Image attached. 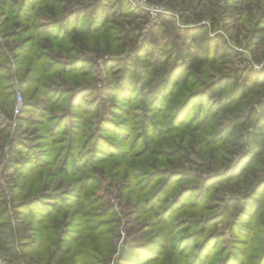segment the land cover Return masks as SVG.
I'll list each match as a JSON object with an SVG mask.
<instances>
[{
  "label": "rangeland",
  "instance_id": "rangeland-1",
  "mask_svg": "<svg viewBox=\"0 0 264 264\" xmlns=\"http://www.w3.org/2000/svg\"><path fill=\"white\" fill-rule=\"evenodd\" d=\"M95 1L97 0H73L74 5L63 6L73 8L76 3H82L83 6L91 8ZM127 1L137 12L125 7L127 13L124 17L116 13L104 29L88 37L89 44L83 49L75 47L69 41H56L48 37L49 35L36 34L39 22H42V19L37 18L41 14L38 11L33 14L36 18L32 22L22 23L21 27L14 25L11 29L9 27L12 25L9 23V27H5L7 29L0 30V52L4 49V55L10 58L7 63L10 76L8 82L14 94V98L6 107L2 106L3 103L0 101V134L5 133L0 135V185L5 193L10 194L8 199L11 198L12 192L16 194L18 204L30 197L31 192L28 190L12 189L11 177L14 185L18 170L12 168L9 163L13 160L12 164L20 167L25 161L24 146L41 147L40 138L47 133V130L42 131L45 124L42 126L38 124V115L24 109V88L19 82L18 61L14 59L19 58V53L12 52L10 46L20 39L30 40L31 37L26 39L28 36H32L31 40L36 41L35 49L39 50L40 54L43 51L40 47L45 45L47 38L53 45L61 42L59 46L66 47L69 44L70 53L64 54L58 50L56 56L60 60L68 56L70 60L92 62L91 78H80L83 70L68 74L59 70L49 76L46 75L45 78L42 77L44 81L42 86L50 88L55 92L54 95L59 93L58 98L51 101L49 108L45 107L46 110H51V112L47 110L48 118L55 120L66 116L67 124L64 126L68 133L65 139L50 140L52 143L49 145L45 163L49 164L53 159L54 162L50 166L45 164L47 167L42 169V172L51 171L52 176L47 179L44 174L43 178L41 176L39 180L37 179L40 185L51 182V187L55 186L53 191L44 193L43 196L49 197L45 202L56 204L58 208L61 201L67 200V194L70 196V206L66 203L67 208L64 209L70 212V216L61 227V230L66 231L65 237L71 235L70 242L66 243L71 250L68 264H132L135 258L139 260L138 264H202L210 253H205L196 245L199 243L196 239L198 234L204 237L219 236L216 238V243L221 240L217 247L218 256L208 264L219 263L224 253L222 249L238 245L234 241L232 230L233 220L240 215L235 206L244 201L243 195H247L248 190L242 189L239 183L228 182L213 186L201 200L199 199L200 193L197 190L203 189L204 183L218 172L212 169L215 165L208 160L206 165L211 166L213 173L201 170L205 161L198 154L201 148L196 146L197 139H205L207 146L208 143L218 141L214 145H217L219 150L217 156L222 160L233 158L239 161L245 154L240 149L229 146L226 136L219 134L220 122L223 121V125L227 124L229 116L218 112L213 117L201 115L200 119H196L197 116H194L197 112L196 107H191L190 116L187 117L185 114L191 104L187 102L194 94L203 91L202 85L212 83V79L194 75L187 83L178 81L177 84H173L171 98L167 97L164 101L167 103L163 105V109L161 111L153 109L147 115L144 112L146 106L143 98L139 94L130 95L128 101V98H123L119 94L113 96L116 92L110 91V88H113L129 70L139 69L136 65L138 52L150 56L151 61L157 57L163 58L165 65L167 64L166 72L180 68L187 61L188 52L193 48L195 34H200V40L204 38L217 43L221 51L233 52L228 51L224 74L234 76L237 69L243 72L244 78L247 76L249 78L253 72H263L264 42L261 45L254 44L253 47L251 42L254 41L252 38L255 30L262 26L259 25V9L264 11V0ZM141 2L144 9L137 7ZM161 4H167L168 8L161 10L157 17L152 16L149 9L158 8ZM49 7L55 9L58 4ZM45 10L50 11L48 8ZM112 10L115 12L116 9ZM0 16V21L6 20L5 14ZM13 22L18 24L15 21H11V24ZM26 28L29 29L27 37L22 32ZM2 30L7 33L1 35ZM245 52L250 53L252 57L250 61ZM36 66L40 69L44 62L37 63ZM206 73L210 74V78L219 76L210 69L206 70ZM78 80L79 83L76 82ZM35 88L30 89L32 95ZM77 91L80 97L89 96L83 106L75 101L78 98L75 97ZM191 93L192 96L187 98V106L176 110L174 115L175 108ZM20 94L23 102L21 107ZM53 105H56V108L52 109ZM114 111L120 117L121 124L131 129L133 134L128 133L122 137L121 133L110 132L112 129L108 121L102 124L101 120L112 116ZM179 114L181 120L178 119ZM150 116L164 127L163 132L159 130L158 133L149 128L145 134L143 133L142 129H146L143 119L148 120ZM173 116L174 119L177 118L176 121H190L192 125L175 128L176 130L173 128L174 131L171 132L169 121ZM206 118L209 119L205 121ZM222 118L224 120H221ZM254 120L256 121V118ZM100 136L107 145H102L106 146L103 151L95 153ZM57 138H61V135ZM73 138L77 142L71 151ZM17 151L21 153L15 154ZM71 158L79 166L87 161L88 165L81 167L79 171L76 170L68 179L67 171L70 165L67 162ZM253 170L259 176L258 183H264V157L256 161ZM201 177L205 180L198 181ZM166 179L171 184L168 188L159 189ZM62 186L63 189L56 191ZM52 196L64 199L56 201L50 199ZM234 200L240 201H235L231 207L230 204ZM18 210L16 214L18 218L10 217L0 196V236L6 239L2 242L4 247L14 248L15 264H59L53 263L49 258V245H44L41 251L34 249L32 252L34 258L25 257L29 254L25 253L28 252L27 249L17 250L18 237H32L31 242L37 241L44 226L34 220L20 219L21 209ZM216 218L222 219L214 220L210 226H203L205 221ZM37 221L40 219L37 218ZM258 228L260 227L257 223L249 237L247 255L250 262L246 264H258V259L263 254L264 248L259 245L261 241L258 239L262 228ZM13 235L16 236L15 245ZM192 236L194 237L191 241L189 238ZM187 239L191 241L190 249L185 245ZM130 250L132 254L127 257ZM136 250H141V253ZM215 250L216 247L212 249L211 255ZM40 252L43 253V257L39 261L37 255ZM6 259L11 260L0 251V264Z\"/></svg>",
  "mask_w": 264,
  "mask_h": 264
},
{
  "label": "trees",
  "instance_id": "trees-1",
  "mask_svg": "<svg viewBox=\"0 0 264 264\" xmlns=\"http://www.w3.org/2000/svg\"><path fill=\"white\" fill-rule=\"evenodd\" d=\"M72 1L73 0H0L2 14H5L6 17V20L0 21V30L7 29L5 27H9V23L12 25L9 27L11 29L14 25L18 27L22 25V23L32 22L34 18H36L33 17V14L38 11L41 12V14L37 18L42 19V22H39L40 24L36 34H39V36L49 35L48 37L53 40L55 39L56 41H69L75 47L83 49L89 44V41L87 40L88 37L92 33H97L104 29L116 13L121 14L120 16L124 17L127 13L125 7L130 8L131 11L137 12L127 0H97L92 4L91 8L83 6L82 3H76L73 8H64V4H67V7H69V4L74 5V2ZM56 4H58V7L55 9L49 7L50 5L52 6ZM259 7L261 8L262 6L259 5ZM45 8L50 9V11H46ZM88 8L91 9L89 12ZM112 9H116L115 12H112ZM259 12V25L262 24V26L253 33L252 40L254 41L251 42L252 47L254 44L261 45L264 42V11L259 9ZM11 21H15L18 24H15L14 22L11 24ZM22 32L27 37L29 29L26 28L22 30ZM6 33L7 32L4 30L1 31V35H5ZM30 37L33 39L32 36H28L26 39H30ZM199 37L200 34H195L193 36V48L188 52L187 61H185L180 68L172 69V71L169 72H166L167 64L165 65L163 58L157 57L154 61H151L149 59L150 56L148 57V55L138 52L136 60L138 61L139 59V61H136V65L139 69L137 68L138 70L134 69L133 71L129 70V72H126L124 77L120 78L119 82H117L113 88H110V91L116 92L113 96L119 94L123 98H128V101L130 95L136 96L139 94L140 97L143 98L144 105L146 106L144 112H146L147 115V113L153 109L159 111L163 109V105L167 103V101H164L167 100V97L171 98V93L174 90L173 84H177L178 81L187 83L190 78L194 77V75H203L204 78L212 79V83L208 82L201 86V90H203L202 92H197L193 96V93L188 95L184 101L175 108L174 115L176 110H179L181 107L184 108L187 104L191 103L189 105L190 109L185 112L187 117L192 113L191 107H196L197 112L194 115L197 116L196 119H200L201 115L205 117L211 115V117H213L218 112L226 114V116H229L230 118L229 121H227V124L223 125V121L220 122L219 134L226 136L229 146L238 148L245 154L239 161H236L233 158L222 160L217 156L219 152L217 145H214L217 144L218 141L208 143L209 145L207 146V144H205V139H197L196 146L201 148L198 154L201 159L205 161L201 170L205 173H209L212 169H215L216 172H218L216 176L209 178V180L204 183L203 189L197 191L200 193L199 199L201 200L204 194L207 193L208 189L228 182L230 184L239 183L241 184L242 189L248 190V194L243 195L244 201L241 202L239 206H235L236 209L240 211V215L237 216L235 221L233 220L232 230L234 233V241L238 243V245H232L227 247V249H222L224 252L222 254L223 256L219 263L216 262V264H246L249 261V256L247 255L248 240L257 223L259 224V227L262 228V232L261 230L259 232L260 236L258 239L261 241L259 245H262L264 248V183H258L259 176L257 172H254L253 170L256 161H259L264 157V71L261 73L253 72L251 73L252 76H249V78L248 76L247 78H244V75L242 74L243 72L237 69L235 70L234 76L231 74H224L223 71L225 65H227L225 61L228 58L229 52H233L231 50H228L229 52L226 50L221 51L217 43L215 44L213 41L204 40V38L200 40ZM31 39H20L19 42H15L13 46H10V49L12 52L19 53V58L16 56L17 59H14L15 61H18L19 75H17L20 84H22V87L24 88V109H28L38 115V124H40V126L45 124V129H41L42 131L47 130V133L40 138L41 140L39 143H41V147L29 148L24 146L23 151H25V161L20 167L12 164L13 160L9 163L12 168L14 167L18 170L14 185L13 178L11 177L12 189L28 190L31 192L30 197L26 200H22V202H20V204H22L20 205L16 200V198H18L16 194L14 195V192H12L11 198L8 199L10 194L7 192L5 193L1 185L0 196L4 203L6 213L9 216L11 215L10 217L16 216L18 218V215L16 214L19 211L18 209H21L19 214V216H21L20 219L34 220V222L44 225L40 239L37 241L31 242L30 239L32 237H18L17 239L19 242L17 244V250L19 251L21 248L27 249L28 252L25 253L29 254L25 257L34 258L32 256L34 249L41 251L44 245H49V258L52 259L51 261L53 263L58 262L59 264H68V256L71 250L66 246V243L70 242L71 235L69 234L65 237L66 231L61 230V227L64 221L70 216L69 211H64V209L67 208L65 205L66 203L70 206V196L67 194V200L61 201L60 207L57 208L56 204L45 202V199H48L49 197L43 196L44 193H47V189L51 187V182H45L40 185L37 181L41 176L43 178L44 174L47 179L52 176L51 171L45 172V170H43L42 172V169H45L54 162L53 159L51 160V163H45L46 157L48 156L49 145L52 143L50 140L65 139V136L68 133L64 126L67 124V118L66 116L59 119L55 118V120L48 118V111L51 112V110L47 109V111L45 107L49 108L51 101L57 99L59 93L57 92V95H54V91L41 84L44 83V81H42L43 76L45 78L46 75L49 76L53 74L54 71L59 72V70L64 74L83 70L80 78L82 77L83 79V77H88L90 79L92 62L85 60L82 61L80 59L70 60L68 56L64 57L66 59L60 60V58L56 56V52L60 50L64 54H67L68 52L70 53L69 44L66 47L59 46L61 42L57 45H53L52 41L48 38L45 45L40 47V49L43 50L40 54L39 50L35 49L36 41L34 42ZM4 51L5 50L2 49V52H0V59H2L0 62V101L3 103L2 106L6 107L9 104V101L14 98V94L12 93L8 82L10 76L7 63L10 61V58L4 55ZM142 55H145L146 57ZM40 62H44V66L39 69L36 65ZM208 69L212 70L219 76H212L213 78H210V74L206 73V70ZM76 82L79 83L80 80ZM34 87L36 88L32 95L30 89H34ZM105 87H108V85H105ZM80 96V93L77 91L75 97L78 98L75 101L83 106L85 100L89 96ZM190 96H192V98L187 102V98ZM14 106H12V108L10 107L11 111H13ZM53 108H56V105H53L52 109ZM11 111H8V113ZM113 113L112 116L101 120L102 124L104 121H108L110 129H112L110 132H116L117 134L121 133L122 137L128 133L130 135L133 134L131 129H128L125 125L121 124L120 117L115 111ZM180 118L181 116L179 114L178 119ZM255 118L256 121L254 120ZM152 119V116H150L148 120L143 119V123L147 125H144L146 129H142L143 133L145 134L146 130H149V128L158 133L159 130H162L163 132L164 127ZM208 119L209 118H206L205 121ZM176 120L177 118L174 119L173 116L169 121V126L172 127H169V129L171 128V132L174 131L173 128H186L192 125L190 121L185 122V120H182L180 122L181 119L179 121ZM221 120H224V118ZM4 134L0 135L2 136ZM73 134L77 135L78 132H73ZM58 135H61V138H57ZM78 137H80V135H78ZM60 142H63V140H60ZM76 142L77 140L73 138L71 142V151ZM105 143L106 141L102 140V137L100 136L96 144L97 146L95 147V153L97 151H103L102 149L106 146L103 147L102 145H107ZM21 151H17L15 154L21 153ZM207 160L210 161V163L212 162V164L215 165V168L211 169V166H208V164L206 165ZM67 163L70 165V168H68L67 171L68 179L76 170L79 171L81 167L88 165L87 161L79 166L75 161H72V158L69 159ZM45 164H47V166H45ZM212 173L213 172H211V174ZM200 180L205 179L201 177L198 181ZM170 184L169 180L166 179L163 186H160L159 189L168 188ZM59 189H63V186ZM50 199L57 201L64 199V197L52 196ZM235 201L240 200H234L231 202V207L234 206ZM29 212L32 215L27 214ZM64 212L66 213L64 214ZM37 218H39L40 221H37ZM221 219H209L207 222L205 221L203 223V226H210V223L214 220L221 221ZM256 219L262 220V222H257ZM21 222L22 220L19 222V225ZM256 230L257 229H255V231ZM198 235L199 236H197L196 239H198L199 243L196 245L201 247L205 253H210L208 259L204 260V263L202 264H208L209 261H213V258L218 256L217 247L220 245L219 243L221 240L216 243V238L219 236L207 235L204 237L200 236V234ZM193 237L194 236L189 239L192 241ZM13 240V245H15V235H13ZM3 241H6L5 237L0 236V251L5 253L11 260H2V264H15L13 261L15 260V256L13 259L14 248L4 247L2 243ZM191 241L188 239L186 240L185 245H188L187 249H190ZM177 242L180 243V240ZM214 247H216V250L211 255ZM141 250L136 251L141 253ZM130 254H132L131 250L130 253L127 254V257H129ZM37 256L40 261L43 257V253L40 252ZM136 260L137 258H135L133 262L131 261L132 264H138L139 260ZM263 263L264 250L263 254L258 259V264Z\"/></svg>",
  "mask_w": 264,
  "mask_h": 264
},
{
  "label": "built area",
  "instance_id": "built-area-1",
  "mask_svg": "<svg viewBox=\"0 0 264 264\" xmlns=\"http://www.w3.org/2000/svg\"><path fill=\"white\" fill-rule=\"evenodd\" d=\"M132 1V0H131ZM144 4H143V2H141V4L140 5H137V7H139L140 9H144L143 6ZM155 7H152V8H150L149 9V12H150V14L152 15V16H155V17H157V15L161 12V11H155ZM20 98H19V104H20V107L23 105V102H22V96H21V94H20V96H19ZM20 107L18 108V109H20Z\"/></svg>",
  "mask_w": 264,
  "mask_h": 264
},
{
  "label": "clouds",
  "instance_id": "clouds-1",
  "mask_svg": "<svg viewBox=\"0 0 264 264\" xmlns=\"http://www.w3.org/2000/svg\"><path fill=\"white\" fill-rule=\"evenodd\" d=\"M168 8L167 4H161L158 8L155 9V11H161V10H165ZM245 56H247L248 60L250 61L252 59L250 53L245 52ZM55 188V186L53 185L52 187H50L49 189H47V191H53V189ZM61 189H56V191H60Z\"/></svg>",
  "mask_w": 264,
  "mask_h": 264
}]
</instances>
